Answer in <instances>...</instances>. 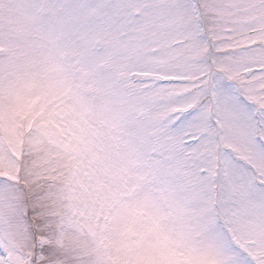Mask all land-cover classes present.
<instances>
[{"label":"snow or ice","instance_id":"6c2138e0","mask_svg":"<svg viewBox=\"0 0 264 264\" xmlns=\"http://www.w3.org/2000/svg\"><path fill=\"white\" fill-rule=\"evenodd\" d=\"M0 264H264V0H0Z\"/></svg>","mask_w":264,"mask_h":264}]
</instances>
